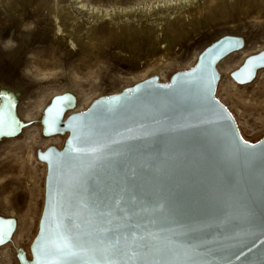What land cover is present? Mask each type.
<instances>
[{
  "label": "water",
  "instance_id": "obj_1",
  "mask_svg": "<svg viewBox=\"0 0 264 264\" xmlns=\"http://www.w3.org/2000/svg\"><path fill=\"white\" fill-rule=\"evenodd\" d=\"M226 40H239L240 43L226 49L214 61L212 67L216 78L213 81V90L219 103L235 117L217 94L222 78L218 64L228 54L246 45L247 37L244 34L227 33L217 37L204 46L191 67L171 72L168 81H162L156 74L148 76L122 88L119 92H104L92 100L85 110H76L78 96L74 91L65 90L55 94L43 108L40 118L36 120H25L19 113L20 101L29 92L30 87L0 81V92L5 93V96L0 97V106H3L6 98L10 97L14 105L12 115L19 125H22L17 127L13 135L0 136V142L20 135L26 127L34 123L39 124L44 136L64 137L60 147L51 144L45 149L36 150L38 159L46 164L44 201L38 229L30 242L29 252L24 247H17L15 250L19 264H36L35 245L48 211L50 163L45 157H56L68 149L69 140L73 136V130L69 126L71 117L96 110L97 101H103L111 96H124L128 89H135L137 85L140 86V92L136 94V100L123 103L114 112L96 113L94 131L97 134L109 135L113 126L135 128L137 124H150V120H146V117L155 115L157 111L167 114L174 123L188 126L180 127L170 133H157L153 137L125 141L115 146L114 151L121 155L114 158L109 168L101 173L103 182L99 185L98 194L101 196L115 194L129 206H134L137 211L141 208L148 209V212L139 213L145 220L152 218L151 209L157 202L163 203L169 216V223L163 227L188 232L187 239L201 244L202 248H206L209 252L217 249L232 251L247 244L251 253L245 249V256L259 259L260 241L264 240L259 230L260 218L264 214V164L259 160L258 154L264 146V133L254 140L247 138L235 117L234 123L239 128V134L256 145L254 151L257 158L234 155L221 125L197 123L196 118L201 116L205 106L195 87L178 90L174 96L172 89L164 87L184 79L178 74L195 68L205 49ZM261 52H264V48L246 56L243 62L231 71L230 75L237 83L245 84L253 81L258 71L264 68V63L257 62L252 69L251 79H246L242 72L249 57ZM238 72L241 73L239 79L234 75ZM64 95L71 97L70 101L64 102L63 110L58 116L54 112L50 115L48 108L52 106L57 96ZM46 119L50 124L45 123ZM8 221L13 223L8 224ZM17 225L16 217L0 214V230L3 231V241L0 242V246L13 239ZM181 225L183 229L179 227ZM205 259L212 261L219 257L208 255ZM240 260L243 261L244 257H240ZM233 264L237 262L234 260Z\"/></svg>",
  "mask_w": 264,
  "mask_h": 264
},
{
  "label": "rangeland",
  "instance_id": "obj_2",
  "mask_svg": "<svg viewBox=\"0 0 264 264\" xmlns=\"http://www.w3.org/2000/svg\"><path fill=\"white\" fill-rule=\"evenodd\" d=\"M48 1L0 0V81L30 87L19 104L25 120L39 119L51 97L65 90L77 94L76 110L80 111L104 92H119L148 76L156 74L168 81L171 72L191 67L204 46L223 34L247 37L246 45L232 52L233 56L238 52L246 57L264 48V0H232L234 7L229 0L194 1L196 13L216 6L214 18L203 17L193 28L186 26L188 32L177 36L168 49L162 41L156 46L144 42L140 50L109 42L111 18L96 20V15L107 7L114 17V9L126 8L118 14L131 17L146 10L145 3L158 0H66L65 7L73 16L79 10L87 13L93 4L98 7L87 19L102 26L101 47L88 51L52 41L44 21L37 18V8L43 9ZM223 2L225 8H221ZM53 23L55 27L56 21ZM245 57L231 67L222 63L217 94L235 115L244 136L254 140L264 133V85L255 87L253 81L239 84L230 75ZM262 74L264 68L257 73ZM63 141L61 135L44 136L39 124L34 123L20 135L0 142V214L18 219L13 239L0 246V264H19L17 247L29 252L43 207L46 174V164L38 159L36 150L51 144L60 147Z\"/></svg>",
  "mask_w": 264,
  "mask_h": 264
},
{
  "label": "snow or ice",
  "instance_id": "obj_3",
  "mask_svg": "<svg viewBox=\"0 0 264 264\" xmlns=\"http://www.w3.org/2000/svg\"><path fill=\"white\" fill-rule=\"evenodd\" d=\"M239 43V40H226L205 49L195 68L178 74L184 79L164 87L172 89L173 96L178 90L195 87L205 106L201 116L196 118L197 123L221 125L232 154L256 159V145L239 134L235 117L219 103L213 90L216 78L212 67L214 61L226 49ZM257 62L264 63V52L249 57L242 70L246 79L252 78V69ZM234 75L238 79L241 77L239 72ZM139 92L140 86L137 85L135 89H128L124 96L97 101L96 110L71 117L69 126L73 136L68 149L56 157H45L50 163L48 211L35 245L36 264H233L234 260L237 264H264V240L260 241L259 259L245 256V249L251 253L247 244L232 251L217 249L209 252L201 244L187 239L188 232L163 227L169 223L163 203L157 202L151 209L152 218L145 220L139 213L148 212V209L137 211L115 194H98L99 185L103 182L101 173L121 155L114 151L115 146L188 126L174 123L167 114L157 111L155 115L146 117L150 124H137L135 128L113 126L109 135H99L94 131L97 112H114L123 103L136 100ZM3 96L5 93L0 92V97ZM70 99L67 95L57 96L48 108L49 114L54 112L58 116L64 102ZM13 107L10 97L0 106V136L13 135L17 127L22 126L12 115ZM45 123L50 124V121L46 119ZM258 158L264 164V146ZM179 227L183 229L182 225ZM259 230L264 236V214L260 218ZM2 241L3 231L0 230ZM208 255L219 259L209 261L205 259ZM240 257L244 260L241 261Z\"/></svg>",
  "mask_w": 264,
  "mask_h": 264
},
{
  "label": "bare ground",
  "instance_id": "obj_4",
  "mask_svg": "<svg viewBox=\"0 0 264 264\" xmlns=\"http://www.w3.org/2000/svg\"><path fill=\"white\" fill-rule=\"evenodd\" d=\"M158 1V3L154 1L150 4L145 3L144 8L146 10H142L131 17L118 14L126 8H121L120 11L114 9V17H112L111 10L104 7L103 10L98 11L96 20L98 18H111L112 28L110 33L107 34H110L109 42L114 45L119 44V47L126 46L132 50H140L144 42L149 46H156L164 41L166 43L165 48L168 49L177 36L188 32L186 26L193 28L198 24L197 21H202L203 17L204 20L213 19L217 9L216 6H212L207 7L205 11L199 10L196 13L192 6L195 4L194 1L197 0ZM229 1L233 7L236 5L235 1ZM65 3L66 0H49L43 9L37 8V15H39L37 18L41 17L40 19L44 21L47 33L49 32L52 41L62 47H66L67 43L70 46L76 45L81 47L83 51L100 48V38L104 32L102 26H95L94 23L89 22L90 19H87L89 12L98 9L97 5L93 4L90 10H86L87 13L79 10L77 15L73 16L65 7ZM161 3H165V5H161ZM85 5L86 3L83 2L82 6ZM222 7H226L224 2L221 5ZM53 21L57 23L55 27L52 25L54 24ZM45 36L46 33L43 37ZM244 57L238 52L235 56L230 53L223 58V62H219L218 68L220 71L223 70L222 63L229 67L233 64L238 65ZM253 82L255 87L261 88L264 85V74L257 75Z\"/></svg>",
  "mask_w": 264,
  "mask_h": 264
}]
</instances>
